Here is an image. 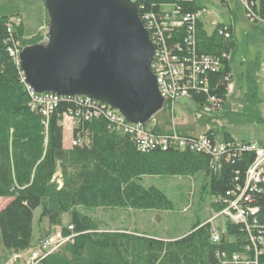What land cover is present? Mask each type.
I'll return each mask as SVG.
<instances>
[{
    "label": "trees",
    "instance_id": "1",
    "mask_svg": "<svg viewBox=\"0 0 264 264\" xmlns=\"http://www.w3.org/2000/svg\"><path fill=\"white\" fill-rule=\"evenodd\" d=\"M246 1L251 11L264 20V0ZM137 5L139 14H157L164 5L178 7L181 14L201 10L197 0H138ZM44 11V27L29 37L21 23L15 25L10 17L0 16V198L10 199L0 209L3 247L11 254L32 247L33 212L39 207V221L44 219L50 227H60L63 235L73 234L39 264H221L220 253L242 254L247 245L252 247L245 227L228 221L221 239L214 243L210 240L208 222L197 221L182 236L165 240L125 228L100 230L91 217L81 213L82 208L172 210L173 203L164 192L138 182L144 176H200L201 189L208 187V194L215 198L212 207L218 213L226 205L229 194L238 195L243 188L253 153L223 155L213 167L209 155L188 148L162 150L156 146L149 151L140 150L129 135L117 131L103 114L80 120L73 135L81 136L82 143L65 148L61 118L64 113L74 114L78 106L62 100L48 118L33 110L20 81L19 66L8 52L12 45L9 24H14L12 33L19 40L20 49L44 41L48 24L45 7ZM223 27L231 33L229 26L217 24L208 34L197 19L194 47L185 40L188 32L185 25L166 39L167 44L175 42L189 54L193 48L197 55L222 57L219 71L208 74L207 90L190 98L199 107V111L192 112L194 119L207 129L203 134L215 137L227 123H264L259 108L262 101L253 86H248L242 106L237 105L234 110L228 103L224 107L226 112L222 114L227 116V123H219L223 116L220 113L201 112L209 95L215 96L221 107L229 99L226 88L232 75L228 55L234 41L218 35V29ZM163 109L166 110L164 105ZM43 121H47V126ZM148 122L143 126L153 133L170 131L165 129L167 121L158 124L155 121L151 127H147ZM222 140L238 141L229 134H223ZM249 196V205L257 208L256 219L264 229V185L260 193L251 192ZM66 215L68 222L63 225ZM68 226L72 229L68 230ZM257 264H264V255L257 257Z\"/></svg>",
    "mask_w": 264,
    "mask_h": 264
},
{
    "label": "built area",
    "instance_id": "2",
    "mask_svg": "<svg viewBox=\"0 0 264 264\" xmlns=\"http://www.w3.org/2000/svg\"><path fill=\"white\" fill-rule=\"evenodd\" d=\"M138 4V0H131ZM191 1V0H186ZM245 6L247 16L252 21L264 20L251 11L250 5L246 0H240ZM171 10L159 13H144L139 14L138 18L148 33L150 43L153 47V58L151 62V71L155 77L158 90L163 98V105L173 114L174 106L180 99H189L192 94H198L201 91L207 90V79L210 72H218L221 68V59L219 56H210L203 54H195L194 49H191V54L183 50L175 42L166 43V39L170 38L175 30L182 28L185 25L188 32L185 40L190 41L194 47V29L198 14H181L180 9L171 5ZM11 21L15 25L21 23L20 19L15 17ZM14 24H9L7 30L11 36V47L8 49L9 54L14 59L20 69V42L14 38L12 27ZM218 35L224 39L231 37V33L226 27L218 29ZM224 56V55H223ZM21 71V83L24 86L30 99V106L45 118H48L56 109L58 103L62 100L74 102L79 109L72 113H64L61 118V127L64 136L68 135L69 145H79L82 143L81 136H74L73 131L77 128L80 120H88L91 116H100L103 114L119 132L129 135L136 143L140 150L149 151L158 146L162 150L170 148L186 149L190 151L201 152L207 154L211 158L212 166H216L217 161L223 155L229 156L231 153L252 152L253 160L245 171L243 188L238 195L235 193L229 194V199L226 205L218 212L224 216L225 223L231 222L245 227L250 236L252 247L246 246L242 254L232 253L227 255L220 253L221 264H257V257L264 255V229L256 219L258 212L257 208L249 205L250 193H260L264 185V137L261 140L254 141H219L213 134L209 135H182L175 131L156 134L146 129L141 124H132L113 108L103 102L91 99L88 96L75 95L61 97L55 93L45 92L36 93L34 89L25 81L24 74ZM227 94L232 92L233 87L231 82L227 84ZM221 107L218 99L215 96L209 95L202 106L201 112L211 113ZM47 126V121L42 122ZM239 190V188L237 189ZM217 214V213H216ZM216 219L214 214L209 220ZM72 228L68 226V230ZM224 229L211 227L210 240L219 242ZM256 233L254 235L253 233ZM73 234L63 235L61 230L52 235H46L38 240L37 245L26 251V256L20 253L11 255L9 264L23 262V264H38L41 260L47 257L50 253L59 248Z\"/></svg>",
    "mask_w": 264,
    "mask_h": 264
},
{
    "label": "water",
    "instance_id": "3",
    "mask_svg": "<svg viewBox=\"0 0 264 264\" xmlns=\"http://www.w3.org/2000/svg\"><path fill=\"white\" fill-rule=\"evenodd\" d=\"M42 43L19 54L36 93L83 95L144 125L163 98L151 71L153 47L131 0H44Z\"/></svg>",
    "mask_w": 264,
    "mask_h": 264
},
{
    "label": "rangeland",
    "instance_id": "4",
    "mask_svg": "<svg viewBox=\"0 0 264 264\" xmlns=\"http://www.w3.org/2000/svg\"><path fill=\"white\" fill-rule=\"evenodd\" d=\"M197 2L201 9L198 12L199 18L203 24L204 30L208 34L213 32L217 24L231 25L233 28L234 45L228 57L233 90L228 94L229 99L226 101V105L214 111V114H225L226 110L224 107H226L228 103L233 105L234 110L237 108V105L242 106L241 102L248 92V86H253L255 87L257 96L262 99L259 108L263 117L264 23L250 20L247 16L245 6L240 0H225V2H222V0H197ZM24 6L29 7L28 18H30L31 25L34 24V27H36V25L44 21V10L42 7H38V3H36L35 0H0V16H7L10 17V19L15 18L17 14L14 11L23 9ZM171 8V5L161 6V10L163 11H170ZM28 18L26 20H28ZM34 31L28 34V30L24 32V34L29 37L35 33ZM230 96L235 97L231 98ZM194 111H199L198 105L185 98L180 99L174 106L173 114L167 109H163L154 116V119L157 124L166 121L169 122L168 125L166 124V130L177 132L176 123H178L183 124L178 125V127H182L181 129L187 131L189 130L186 128L187 119L189 118L190 120L191 118H195L192 114ZM154 119L148 122L147 127L153 125ZM218 120L219 123L228 122L226 115L220 116ZM194 121L198 127H204V125L197 123L195 119ZM263 133V122L258 124L252 123L251 121L244 123L234 122L224 124V128H220V133H218L217 138L221 141V139H223V134H229L238 141L248 139L255 140L261 139L264 135ZM138 182L143 187L153 186L164 192L172 201L173 209L168 211H142L122 208H82L80 210L81 213L91 217L100 230L112 231L125 228L130 232L140 233L148 237L168 238L187 233L194 223L197 221L200 223L208 222L214 214L216 215V219L210 222L211 227L220 230L224 229L226 219L224 216L219 215L212 207L215 198L208 194V187L201 189L200 176H144ZM40 212V207L33 212V241L38 232V217ZM44 221L45 220H43V222ZM67 222L68 219L64 218L62 224L66 225ZM41 231H43L42 226ZM58 231L59 229L46 235H52ZM22 254L26 256V251L22 252ZM8 255L9 254H7V251L1 243L0 237V264H3L7 260L6 257ZM21 264H23V262H21Z\"/></svg>",
    "mask_w": 264,
    "mask_h": 264
},
{
    "label": "crops",
    "instance_id": "5",
    "mask_svg": "<svg viewBox=\"0 0 264 264\" xmlns=\"http://www.w3.org/2000/svg\"><path fill=\"white\" fill-rule=\"evenodd\" d=\"M26 2V1H25ZM35 2L36 3H38V7L40 8V7H42L43 8V10H44V7H43V1L42 0H35ZM34 3V2H33ZM27 7V8H26ZM24 6V8L23 9H17L16 11H14L17 15H15V16H17V18H19L20 19V21H21V24H22V26H23V29H24V32H27L28 30H29V33L28 34H30V32L31 31H34L35 33L36 32H38L39 30H41L43 27H44V24H45V11H44V21L43 22H41L39 25H36V27H34V24L33 25H31L30 24V18H28V10H29V7L28 6ZM197 14H198V12H197ZM2 15H5V14H2ZM28 18V20H26ZM198 19H199V21L201 22V20H200V18H199V15H198ZM202 23V22H201ZM203 25V24H202ZM223 25H225V26H229L230 28H231V38H232V40L234 39V35H233V28H232V26L231 25H226V24H223ZM34 33V34H35ZM33 35V34H32ZM31 36V35H30ZM228 57H229V55H228ZM260 98V97H259ZM260 100L262 101V99L260 98ZM188 120V122L186 123V128L187 129H189V130H183V129H181L180 127H178V125H183V124H178V123H176V130H177V132L179 133V134H182V135H190V136H198V135H202L204 132H205V130H207L206 129V127H198L197 125H196V123H195V121H194V119L193 118H191L190 120H189V118L187 119ZM155 119H154V123H153V125L155 124ZM152 125V126H153ZM264 134V133H263ZM264 137V135L261 137V139ZM261 139H255V140H261ZM64 141H66V142H64ZM221 141H223L222 139H221ZM241 141H254V140H241ZM63 145H64V147L65 148H68V145H69V140H68V135H66L65 136V139L63 140ZM9 198H0V209L1 208H3L8 202H9ZM64 218H67V215L66 216H64ZM68 219V218H67ZM44 220V219H43ZM43 220H41V221H39V224H38V232L36 233V238L34 239V241L32 240V235H33V229H32V234H31V245H32V247L30 248V249H32V248H34L36 245H37V242H38V240L39 239H41L42 237H44V236H46V234H48V233H51V232H53V231H56V230H58V229H60V227H50L49 225H48V223H47V221L45 220L44 222H43ZM33 222V221H32ZM225 225V224H224ZM41 226L43 227V231H41ZM45 232V233H44ZM140 234V233H139ZM185 234V233H184ZM183 234H181V235H176V236H172V237H168V238H163V237H155V238H159V239H169V238H178V237H180V236H182ZM2 243V242H1ZM5 249V248H4ZM6 250V249H5ZM7 251V250H6ZM7 254H9L6 258H7V262L5 261L3 264H8L9 263V260H10V256L12 255L10 252H8L7 251Z\"/></svg>",
    "mask_w": 264,
    "mask_h": 264
},
{
    "label": "bare ground",
    "instance_id": "6",
    "mask_svg": "<svg viewBox=\"0 0 264 264\" xmlns=\"http://www.w3.org/2000/svg\"><path fill=\"white\" fill-rule=\"evenodd\" d=\"M152 131V130H151Z\"/></svg>",
    "mask_w": 264,
    "mask_h": 264
}]
</instances>
